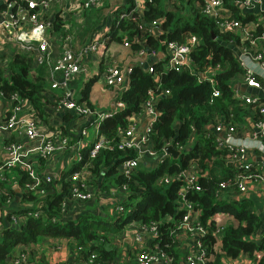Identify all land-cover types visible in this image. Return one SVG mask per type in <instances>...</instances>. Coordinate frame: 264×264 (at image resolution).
<instances>
[{"label":"built area","instance_id":"2783aa9c","mask_svg":"<svg viewBox=\"0 0 264 264\" xmlns=\"http://www.w3.org/2000/svg\"><path fill=\"white\" fill-rule=\"evenodd\" d=\"M146 0H132L128 7H124V2H110L114 11V21L133 17L136 13L142 15L146 7ZM0 10V68L4 69V75L10 74L8 67L9 58L16 53L29 54L33 58L35 69L37 67L51 65L52 86L57 88L69 87L71 81L81 72H87L86 53L93 50L99 44V36L94 35L89 43L78 53L74 49V37L72 33H65L64 39L58 40L60 29L55 30V19L63 21L62 28L69 30L72 23L68 21L73 17L82 18L87 9L100 8L105 6V0H1ZM75 3V4H74ZM232 6L241 15H236L235 10L225 5L224 0H204L200 3L203 14L215 19L218 28L224 32H232L241 40L240 44L231 45L236 53V57L245 74L235 82V94L247 102H258L260 112L263 117L251 120V135L255 138H264V0H230ZM74 6V7H73ZM111 9V8H110ZM253 15V18L244 20L243 16ZM257 25L263 27L262 34L253 38V31ZM160 20H154L150 24L151 30L157 31ZM117 27V26H115ZM61 28V29H62ZM139 42H146L141 38H136ZM249 41V43H246ZM124 45H130V41L125 38ZM201 43L200 37L196 33H188L183 40H168L164 51L151 49L147 44L136 50L138 62L130 65L120 62V57L111 53L106 48L102 53L104 69L102 71L103 82L106 86H119L120 95L131 86V74L136 63L146 62V69L152 72L154 77L160 81V72L156 67L157 61L166 60V69L176 71H188L197 74L198 80L208 79L213 85L216 84L214 74L216 70L222 68L221 63L209 64L205 68H200L192 51ZM148 48L151 52L148 51ZM151 59H148V57ZM154 57V58H153ZM140 61V62H139ZM59 73L62 80L55 77ZM246 87H255L261 90V95L249 93ZM170 93L169 88H154L149 90V96L142 102L138 110H134L127 116L128 123L118 131L119 140L114 144L120 149H129L134 152V156L127 157L119 164V171L125 177L130 178L136 168L142 163L141 158L149 161L152 166H160L171 158L172 154L166 150V145L173 144L177 149L184 151V146L177 145L174 139L165 142L162 149L155 145V123L159 120L161 111L159 110V100L164 95ZM214 95L220 94V89L214 87ZM67 91L66 96L57 99L56 107L59 109L76 110L85 115H92L96 121V136L92 141H74L62 131L61 127H54L52 131H47L43 126V118L37 114L33 102L21 95L18 91L10 96L0 93V181L7 179V171L13 166L19 165L27 171L28 180L23 186L24 192L30 190L42 199L35 206L34 200L22 201V206L18 209L10 208L12 199L8 189H0V230L4 227L3 217L8 218L14 225H21L30 216H40L42 205L48 195L55 191H62L64 178L72 181V189L69 195L66 194L62 201L61 217L62 221L68 218L69 204L72 200L87 201L89 203L100 199L102 194L109 193L113 197H119L113 202V215L126 210L122 200L128 198L129 188L127 183L117 185L109 183V188L102 189L95 181V175L91 170L94 158L102 149L113 148L112 139L101 131L102 122L112 117L117 110L99 111L97 113L87 103L73 100V95ZM118 105L120 108L126 107V102L119 96ZM147 115L148 120L144 125L141 119ZM215 139L220 147L227 148L226 160L236 167L235 172L228 177L222 178L215 191L217 200H236L239 202L242 196H246L252 189L258 190L264 200V159H256L253 155L257 151H264V141L254 142L241 138V130L233 122L219 123L211 126ZM208 132L210 135L211 132ZM82 133L89 136L91 133L83 128ZM24 134L26 142L20 136ZM213 136V135H212ZM90 144V145H89ZM87 156L84 150L87 146ZM74 151L71 168L72 171L66 176L61 170L47 172L39 169L41 160L57 151ZM173 157V156H172ZM75 165H78L77 167ZM208 175V171L201 168L196 158L191 157L186 166L170 172L166 170L158 177V183H171L173 180L180 181L177 190L176 211H183V216L176 228L171 231L173 237L178 242L176 247L180 252L179 264H208L215 258V252L226 255L223 237L226 227L231 223H238L237 217L231 209H220L204 221L201 210L195 206V202L189 199L188 193L191 191H201L203 185L200 177ZM56 181V184L54 183ZM48 184L53 187H47ZM121 193L120 196L116 194ZM264 206V204H263ZM24 208V209H22ZM22 209V210H21ZM264 214V207H263ZM59 216H54L57 219ZM172 219V214L166 215L161 220ZM159 220H142L133 218L128 221L125 228L126 234H131L135 243L136 264H174V258L166 249L165 245H160L158 241ZM138 224L135 226V224ZM134 227L136 230L133 231ZM139 228V230L137 229ZM186 234L190 239V246L187 250H182L179 236ZM206 235L212 237V241L205 239ZM47 235L46 237H51ZM57 236V235H55ZM264 236V223L253 232L251 237L261 239ZM45 237V238H46ZM44 238V239H45ZM43 239V240H44ZM116 243V242H115ZM117 244V243H116ZM61 245L57 238L48 242L20 243L16 249L7 254L0 264H38L40 254L39 249H52L51 255L60 249ZM213 250H212V249ZM71 259L73 264H117L116 257L108 261L97 259L96 254H91L84 261L75 260L77 251ZM53 256V255H52ZM50 264H65L63 259L53 256ZM66 260H69L66 258ZM222 264H257L253 257L245 250H240L236 256H226Z\"/></svg>","mask_w":264,"mask_h":264},{"label":"trees","instance_id":"16d2710c","mask_svg":"<svg viewBox=\"0 0 264 264\" xmlns=\"http://www.w3.org/2000/svg\"><path fill=\"white\" fill-rule=\"evenodd\" d=\"M193 1L195 0H180V4L185 6ZM197 1L202 4L204 0ZM224 1L226 6L235 10L236 15L241 17L230 0ZM145 4L142 15L136 13L133 17L120 19L118 23L117 20L113 22L117 26L113 27V34L117 40L124 42L127 38L134 49L147 44L151 49L164 51L168 40L181 41L188 33H196L201 43L192 51V55L199 67L205 68L209 64L217 63L222 65V68L216 70L214 74L216 84L213 85L208 79L199 81L197 74L193 75L188 71L166 69L167 59L155 63L160 72V81L152 72H148L146 67L140 63L136 64L131 74L130 88L120 95V98L126 102V107L112 117L106 118L101 125V131L113 140V148L102 149L91 165L95 181L102 189L109 188L111 182L117 185L128 184V198L122 200L126 210L119 212L110 221L109 218L113 216L105 213L104 208L101 211L85 208L75 217L62 221L60 212L62 201L72 189V181L64 178L62 191L55 190L48 195L41 207L40 216H30L19 226L8 221L9 224L0 230V261L15 250L18 244L37 243L47 235L71 236L76 247L74 252L77 251L75 260L84 261L95 253L96 262L97 259L108 261L115 258L120 251L119 245L109 234V228L120 230L124 222L136 218L143 222L160 221L158 241L160 245L167 244L165 247L173 256L174 264H179L180 252L176 247L178 240L173 237L171 231L178 226L183 216V211H176L180 181L158 183V177L166 170L173 172L186 166L188 160L194 157L201 168L208 171V175L200 177L203 189L188 193L189 199L201 210L202 219L206 221L209 215L217 210L231 209L235 211L238 220V223H231L226 227L223 237L226 255L224 256L220 251L215 252V258L208 264H222L224 257L236 256L242 249L247 251L257 264H264V236L258 240L251 237L253 232H257L263 225V220L246 209L248 197L242 196L239 202L215 198L219 181L232 175L236 167L227 162L225 157L228 149L218 145L211 126L233 122L241 127L253 119L263 117L258 106L260 100L247 102L235 94V82L245 74V69L241 67L234 48L227 45V42L240 44L241 40L232 32L221 31L215 19L203 14L200 6L193 5L190 17L182 21V13L171 7L161 6L160 0H146ZM250 18H253V15L243 16L244 20ZM157 19L160 20V26L153 32L150 24ZM62 23V20L55 19V30L60 29ZM262 32L263 27L257 25L252 32L253 38L259 37ZM213 33L216 34L215 38ZM138 37L146 42L137 41ZM8 64L10 69L8 76H5L4 69L0 68V93L10 96L11 93L18 91L33 102L37 114L44 119L47 114L45 105L50 96L48 80L36 71L33 58L29 54L16 53L9 58ZM214 87L220 89L219 95L213 94ZM154 88L170 89V93L159 100L161 115L155 123L156 147L162 149L165 142L173 138L175 143H179L177 145L185 148L178 157L171 156L160 166H147L140 163L141 166L139 165L128 178L120 173L119 164L125 158L134 156V152L129 149H120L114 144L119 140V129L128 123L127 116L141 107L142 102L149 96V90ZM88 91L89 89H84L83 100L88 97ZM261 99L264 100V98ZM208 128L213 136L209 134ZM89 145L84 150L86 156ZM72 169L73 167L69 170L65 169L62 175L68 176ZM10 170L7 171L6 180H9L13 172H16L18 183L23 190L28 180L27 171L19 165L13 166ZM6 180L0 181L1 189L6 187L4 184ZM8 191L13 192L9 188ZM23 200H34L35 206L43 201L30 190L24 192ZM237 203L243 204L240 210L236 208ZM170 214L172 219L161 220ZM54 216L59 217L54 220ZM205 239L208 242L212 241L210 235H206ZM47 250L49 249L36 251L40 254L38 264L51 263L54 257L51 255L52 252ZM57 258L63 259L65 264H73L71 259L66 260L64 256Z\"/></svg>","mask_w":264,"mask_h":264},{"label":"crops","instance_id":"0c3cea01","mask_svg":"<svg viewBox=\"0 0 264 264\" xmlns=\"http://www.w3.org/2000/svg\"><path fill=\"white\" fill-rule=\"evenodd\" d=\"M115 3L121 2L120 0H111ZM2 2L0 0V10H1ZM101 15H97V22L89 24L88 21V15L86 14L85 17H82L80 23L77 22L76 19L72 21V27L70 28L71 33L74 37V49L78 53L81 51L87 43H89L94 35L97 34L99 36V44L97 47H95L93 50H90L86 53V63H87V72H81L76 75V77L71 81L69 87H63V88H57L52 86V79H51V73H52V67L51 65H45L37 68V72L39 74L44 75L46 79L48 80L49 85V91L48 94L49 100L48 103H46L45 108L47 110V114L43 119V126L47 131H52L54 127H61L62 131L68 134L72 140L79 141L83 140L84 138L87 140V142L90 140L92 141V138L84 135L82 133L83 128H87L88 125H90L93 121L92 115H85L77 112L76 110H68V109H59L56 107V102L58 98L66 96L67 91H70V95H73V100L87 103L89 106L92 107L94 111L99 113V111H111V110H120V106L118 105L117 101L120 96V90L119 86H106V84L103 82V75H102V65L104 66V62L102 61V53L103 51L108 48L111 50V53H115L120 57V62L122 64L126 63L127 65H130L134 62H138V59H141L137 57L136 50L131 45H124L123 41L122 46L125 48V50L122 52L124 54V57H121L120 54L114 52L115 50H119L118 47H115L117 41V38L113 34V27L115 25L113 13L114 11L111 10L108 7H104L100 11ZM84 16V15H83ZM78 29L76 31L75 29ZM151 59L149 56L147 58ZM123 60V62H122ZM140 62V61H139ZM139 64V63H136ZM141 64V62H140ZM125 65V64H124ZM55 77L57 80L61 81L62 77L59 73H56ZM100 82V83H99ZM84 89H89L88 91V97L83 100L82 95L84 96ZM249 93H254L261 95V90L257 89L255 87H246L245 89ZM54 92V93H53ZM55 94L56 96H54ZM85 97V96H84ZM148 120V116L145 115L141 119V124L144 125L145 121ZM99 126L96 125V129ZM89 131V130H88ZM90 132V131H89ZM20 136L23 140L26 142L28 139L24 134L17 135ZM241 138L243 139H249L254 142L262 143L264 141V138H255L251 135V121L245 125H243V129L241 130ZM0 150H2L0 148ZM74 151L65 150V151H57L51 154L47 160H41L40 164L38 165L39 169H44L47 172L53 171H65V169H70L73 161ZM256 159H264V151H257L255 155H253ZM144 165L152 166L150 164V160L142 162ZM141 166V165H140ZM11 171V170H10ZM22 172V171H21ZM11 173V172H10ZM20 182V179H19ZM56 184V181H54ZM6 189H11V195L12 199L9 203L11 209H18L22 206V201H31V200H23L24 198V191L20 187L18 183V175L16 172H13V174L10 176L9 180H6L5 183ZM47 187H53V185L48 184ZM1 189V188H0ZM117 196H120L121 193L116 194ZM248 197V205L246 209H249L251 212L255 213L261 219L264 223V214H263V196L258 190L252 189L249 193L246 194ZM119 197H113L109 193L102 194L101 198L98 201H95L93 203H89L86 201L81 200H72L69 204V210H68V219L75 217L77 214H79L80 211L85 210L83 206H81L82 202L88 203V208L95 209L98 211H101L103 208L107 211L105 213L110 214L113 216V202H115ZM87 204V205H88ZM242 203H237V209L242 208ZM1 203H0V210H1ZM232 213L235 214V211ZM237 217V216H236ZM112 218H109L110 221H112ZM8 218L3 217V225H8ZM245 221V220H243ZM138 225L137 223L135 226ZM124 227V226H123ZM122 227V228H123ZM120 230H108L110 235L113 236L114 241L119 245L120 251L119 254L116 256L117 264H136L135 260V243L133 238L131 237V234H126L125 228ZM113 229V228H109ZM139 230V228H137ZM136 230V227H134L133 231ZM104 231V229H103ZM46 237V236H45ZM54 238H57L59 240V243L61 245L60 249H55L56 252H54L52 255L55 257H62L67 259H73L75 256L74 250L76 249L75 244H73L74 240L71 236H51L46 237L43 242H48L50 239L54 241ZM179 241L182 250H187L190 246V239L186 234H180ZM75 243V242H74ZM51 249L47 250L48 252ZM50 255V254H49ZM57 255V256H56Z\"/></svg>","mask_w":264,"mask_h":264},{"label":"rangeland","instance_id":"374dc122","mask_svg":"<svg viewBox=\"0 0 264 264\" xmlns=\"http://www.w3.org/2000/svg\"><path fill=\"white\" fill-rule=\"evenodd\" d=\"M121 2H124L123 4L125 5L124 7H128L130 4H131V1H128V0H120ZM110 2H111V0H105V6H103V7H100V8H91V9H87L86 10V13L84 14V16L83 17H85L86 16V14L87 13H89V15H88V23L89 24H92V23H96L97 22V15L99 14V15H101V13H100V11H101V9L102 8H104V7H108V8H111V10L113 9L111 6H110ZM75 4V3H74ZM160 5L161 6H163V7H165V8H172V9H174V10H176V11H178L179 13H182L183 14V18H182V21H184V19L185 18H188V17H190V15H191V13H192V6L194 5V6H200V2L199 1H197V0H195V1H193L192 3H190V4H186L185 6H182L181 4H180V0H160ZM74 7V6H73ZM114 14L115 13H113V17H114ZM74 19H76V18H72L71 20H69L68 22L69 23H72V21L74 20ZM82 19V18H81ZM81 19L80 18H78V19H76L77 20V22L78 23H80V21H81ZM62 28V27H61ZM60 28V35H59V38H58V40H62V39H64V34L65 33H71V30L69 29V30H66V29H64V28H62L61 29ZM76 31H78V29L76 28L75 29ZM122 41H117V43H116V45H115V47H118L119 48V50H115L114 52H116V53H118V54H120L121 55V57H124V54L122 53L124 50H125V48L122 46V43H121ZM115 56L117 55V54H115V53H113ZM118 56V55H117ZM122 62H123V60H122ZM124 63V62H123ZM103 69H104V66L102 65V71H103ZM103 74V73H102ZM100 83V82H99ZM96 125H97V123H96V121H94V122H92L90 125H88L87 126V128H88V130L90 131V135L88 136V137H90V138H94L95 136H96V131H97V129H96ZM99 199H97L96 201H98ZM87 202V201H86ZM81 206H83L84 208H88V205L85 203V202H82L81 203ZM113 217H115V215H113ZM124 226V227H123ZM123 228L122 229H124V228H126L127 226H128V221L127 222H124V224H123ZM109 230H111V231H114V230H117V229H115V228H113V229H109ZM73 244H74V242H73Z\"/></svg>","mask_w":264,"mask_h":264},{"label":"water","instance_id":"95a60500","mask_svg":"<svg viewBox=\"0 0 264 264\" xmlns=\"http://www.w3.org/2000/svg\"><path fill=\"white\" fill-rule=\"evenodd\" d=\"M213 37L215 38L216 37V34L215 33H213ZM148 51L149 52H151V50L148 48ZM154 58V57H153ZM141 65L143 66V67H146V62L145 61H142L141 62ZM166 150L168 151V152H170L171 154H172V156L173 157H178L180 154H181V150H179V149H177L173 144H168V145H166ZM142 162H144V159H140Z\"/></svg>","mask_w":264,"mask_h":264}]
</instances>
